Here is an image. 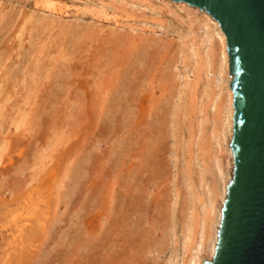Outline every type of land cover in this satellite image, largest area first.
<instances>
[{
	"label": "rangeland",
	"instance_id": "374dc122",
	"mask_svg": "<svg viewBox=\"0 0 264 264\" xmlns=\"http://www.w3.org/2000/svg\"><path fill=\"white\" fill-rule=\"evenodd\" d=\"M196 14L0 0V264L189 261L221 104L214 73L186 66Z\"/></svg>",
	"mask_w": 264,
	"mask_h": 264
},
{
	"label": "water",
	"instance_id": "95a60500",
	"mask_svg": "<svg viewBox=\"0 0 264 264\" xmlns=\"http://www.w3.org/2000/svg\"><path fill=\"white\" fill-rule=\"evenodd\" d=\"M198 8L226 37L233 129L214 255L203 264H264V0H170Z\"/></svg>",
	"mask_w": 264,
	"mask_h": 264
},
{
	"label": "bare ground",
	"instance_id": "6f19581e",
	"mask_svg": "<svg viewBox=\"0 0 264 264\" xmlns=\"http://www.w3.org/2000/svg\"><path fill=\"white\" fill-rule=\"evenodd\" d=\"M149 1H151L152 3L153 0H149ZM156 1L161 2L162 5L165 7H168L170 4H172L178 10H184V11L186 10V12L192 13L194 15L196 13L199 14V15L196 14V18H195L196 24L195 22L193 23L196 25L195 28L197 29V32L200 30L205 31V38L202 40L200 39L201 37L199 38L200 39L199 44L203 50L201 49L198 52H196L193 46L191 45L187 46L185 48L187 50L186 60L188 62L186 66L189 68L190 72H193L192 70H194L196 65L199 64V66L203 68L202 72H204L206 75L209 72L211 73L213 72L214 76L217 77L218 79L219 91L217 96L216 97L214 96L215 100L213 101V103H211L212 100L210 101V103L213 104L212 105L213 108H211L212 110L215 109L218 102L222 104V107L220 104V110L217 108L219 111L216 113L217 115L219 114V117L217 116L218 118L216 117L213 118V127L211 126L212 129L210 135L211 138L213 139L212 146L214 148L210 153V167L203 169V171L201 170L198 171L195 175L197 177L196 182L199 185V186L197 185V187L199 188H201L205 180L204 176L208 172L211 173L212 175V182L209 184V188L207 187L208 192L205 190L206 198L204 199L205 200L203 206L204 210L202 212L201 219L200 220L198 219L199 221H196L195 220L196 216L192 215L190 217H186V220L188 218L189 221L186 222L185 220L184 223L182 222L183 234L185 236V237L183 236L184 242L188 243L192 231L193 230L196 231L195 233L196 239L194 242V246H192L191 248L192 250L190 249L192 252L190 258L188 257L189 261L186 262L185 264H203V262L211 260L212 256L214 255L215 246L218 238V228L221 220V209L223 206V202L226 198L227 185L232 179V171H233V157L229 145L232 139L234 109H233V94L230 88L231 78L229 73V56L227 50V42H226V37L222 32L218 23L205 12H202L198 8L191 7L185 3H176L170 0H156ZM224 155H227L229 157L228 158L229 162L227 163L224 162L223 159ZM199 201H201V199Z\"/></svg>",
	"mask_w": 264,
	"mask_h": 264
}]
</instances>
